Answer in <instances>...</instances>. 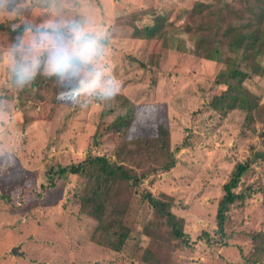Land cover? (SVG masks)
<instances>
[{"label": "rangeland", "instance_id": "374dc122", "mask_svg": "<svg viewBox=\"0 0 264 264\" xmlns=\"http://www.w3.org/2000/svg\"><path fill=\"white\" fill-rule=\"evenodd\" d=\"M196 1L219 4L218 0H91L97 19L117 28L110 63L122 87L110 102L81 110L75 97L55 82L43 88L34 85V92H9L16 107L0 147L11 151L14 159H0V192L12 199H0V264H264V256L256 263L248 260L255 253L252 234L264 231L260 193L233 205L227 236L220 239L217 233V204L224 183L238 161L264 148V114L248 128L243 111L222 117L208 108L211 97L226 88L215 84L224 65L194 54V32L182 31L184 25L201 21V16L192 17ZM162 14L166 23L161 38L133 36L134 26L152 24ZM10 39L7 31H0V47ZM259 62L264 65V58L260 56ZM240 67L246 70L247 64L241 61ZM245 85L261 93L264 103V74L253 75ZM127 114L133 115V122L126 140L157 136L158 126L169 123L171 149L185 139L188 146L176 152L177 162L170 171L160 167L159 159L147 160L144 155L125 161L139 175L147 173L130 191L126 222L132 231L117 251L88 236L93 221L80 215L77 207L84 177L67 175L44 191L41 184L47 183L51 166L76 163L90 153L120 161L116 155L120 135L107 127ZM100 124L103 143L95 145ZM249 184L257 190L264 184V161L253 165L237 190ZM144 190L173 198L172 211L184 218L190 246L171 237L165 223L153 228V209L140 195ZM145 249L157 261L143 260Z\"/></svg>", "mask_w": 264, "mask_h": 264}, {"label": "trees", "instance_id": "16d2710c", "mask_svg": "<svg viewBox=\"0 0 264 264\" xmlns=\"http://www.w3.org/2000/svg\"><path fill=\"white\" fill-rule=\"evenodd\" d=\"M219 4L196 1L192 8V17L201 16L199 24L190 23L182 27L185 33L194 32V54L222 63L224 67L219 71L215 84L226 86L221 92L214 94L208 102V108L218 112L222 117L234 110L243 111L246 127L250 128L257 119L264 114L262 94L250 90L245 82L253 75H263L264 65L259 57L264 58V0H218ZM166 16L156 17L152 24L134 26L133 36L140 39L161 38L165 31ZM0 31H7L0 25ZM8 32V31H7ZM9 37L11 34L8 32ZM243 61L247 69L240 67ZM54 80L40 78L35 86L43 88L45 83ZM128 101V100H127ZM133 122V115H119L108 124L107 131L119 133L121 144L117 146L116 155L120 161H114L105 154H88L83 160L51 166L47 170V183L41 184L44 190L53 188L57 180L70 175L85 178L83 187L77 194V207L80 215L93 221L87 230L90 240L120 251L130 237L132 226L126 222L130 206V191L133 192L142 182L146 173L138 174L136 170L127 166V159L144 155L147 160L160 161V167L170 171L177 162L176 152L188 146L187 139L174 150L170 143V126L159 125L158 135L154 137H138L133 142L126 140L124 135ZM102 124L94 135V144L103 142ZM264 136V131L261 133ZM134 143V145H130ZM258 161H264V148L253 151L244 161H238L229 179L223 185V194L217 204V233L220 239L227 236L226 225L229 211L237 202L244 203L253 194L260 193L264 205V184L257 190L252 184L237 190L245 175ZM152 164V162H151ZM43 195L39 193V197ZM126 195V197H125ZM129 195V196H127ZM142 201L148 202L154 212V219L150 222L154 229L161 223L169 227L171 237L181 245L190 246V235L184 229V218L172 211L173 198L168 194L156 196L150 190L140 193ZM0 199L10 202L12 196L0 192ZM150 225V226H151ZM209 240V233L204 232ZM255 242V253L249 261L256 263L264 256V231L252 234ZM143 260L157 261L149 249H145L141 257Z\"/></svg>", "mask_w": 264, "mask_h": 264}, {"label": "clouds", "instance_id": "9594fccd", "mask_svg": "<svg viewBox=\"0 0 264 264\" xmlns=\"http://www.w3.org/2000/svg\"><path fill=\"white\" fill-rule=\"evenodd\" d=\"M0 25L11 34L0 47V141L16 107L9 92H34L38 78L54 80L81 110L120 93L110 63L117 28L97 19L91 0H0ZM0 159L14 155L0 147Z\"/></svg>", "mask_w": 264, "mask_h": 264}]
</instances>
